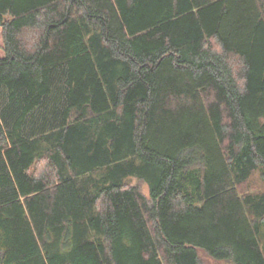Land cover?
<instances>
[{"label": "trees", "instance_id": "16d2710c", "mask_svg": "<svg viewBox=\"0 0 264 264\" xmlns=\"http://www.w3.org/2000/svg\"><path fill=\"white\" fill-rule=\"evenodd\" d=\"M254 172L264 0H0V264H264Z\"/></svg>", "mask_w": 264, "mask_h": 264}, {"label": "rangeland", "instance_id": "374dc122", "mask_svg": "<svg viewBox=\"0 0 264 264\" xmlns=\"http://www.w3.org/2000/svg\"><path fill=\"white\" fill-rule=\"evenodd\" d=\"M43 163L40 162L36 165V171H42L43 170ZM130 184H137V180L135 178H129L127 180ZM248 185L252 187V190L254 191H260L264 190V179L260 177V175L257 172H254L251 176ZM140 187L144 193L147 194V186L144 183H140ZM201 260L204 264H216L217 262L209 258L207 255H205L202 251L199 252Z\"/></svg>", "mask_w": 264, "mask_h": 264}]
</instances>
